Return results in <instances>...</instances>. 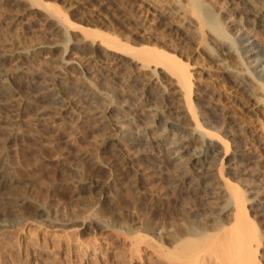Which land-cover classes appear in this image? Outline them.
I'll return each instance as SVG.
<instances>
[{
    "label": "rangeland",
    "instance_id": "obj_1",
    "mask_svg": "<svg viewBox=\"0 0 264 264\" xmlns=\"http://www.w3.org/2000/svg\"><path fill=\"white\" fill-rule=\"evenodd\" d=\"M39 1L53 9H73L76 13L72 17L74 24L84 27L82 31L86 33L93 27L92 31L95 29L97 34L96 39L95 36H92L93 40L87 39L85 32L80 30V33L78 29L70 33L68 40L60 33L55 19H48L51 16L49 12L37 11L26 0H0V52L22 53H19L22 57L17 58L21 62L15 63L22 65V70L15 68L11 86L4 87L8 92H12V88L18 92L13 102L16 115L12 116L0 103V178L12 177L20 181L25 198H30L28 207H18L19 212L6 218L8 231L0 234V264H149L150 252L145 251L139 255L141 260L137 258L139 263L128 261L122 242L128 229L131 227L133 232H143L142 226L148 225L151 231L143 228L148 237H152L149 235L151 232L163 231L165 226L171 230L175 223L182 224L176 207L177 198L187 199L182 200L188 203L193 201L198 209L203 204L206 208L214 199L200 192L199 186H205L202 182L206 181L214 186L219 179L213 176L215 171L205 173L195 162L188 164L187 161L179 163L173 160L175 155L168 148L169 139L183 134L193 146L198 147L201 142L195 133L190 135V122L180 113L182 102L177 99L179 96L171 80L163 75L156 76L150 70L139 69L137 63L131 62L132 56L129 59L104 51L99 46L103 35L100 33L109 31L108 19L98 16L88 0ZM131 1L134 3L132 6L147 9L141 1ZM203 1L226 18L225 25L229 31L233 32L238 27L255 33L251 24L254 18L244 13L245 6L239 0ZM156 14L150 9L141 16L146 23ZM175 19L178 18H173L174 24ZM113 21L117 23V20ZM149 23L153 25L155 22ZM170 28L174 31L171 29V36L177 39L179 34L173 25ZM258 37L256 35L264 47V39ZM65 39L69 41L67 46ZM64 44L66 55L63 54ZM189 57L193 65L198 63L194 65L197 70L204 66L203 75H194L193 102L206 105L203 110L207 117L241 127L240 134L245 143L242 150L246 151V157L254 160L248 169L244 160L240 164H226L223 168L226 177L236 180L242 184L241 187L246 185L244 188L247 187L252 197L259 191L258 198L264 199V124L258 123L261 120L255 117L246 119L233 104L234 89L219 80L225 73L219 63L208 57L205 59L198 52L195 57ZM62 59L70 61V66L61 64ZM76 63L88 72L81 74ZM44 86L49 89L55 87V90L43 94ZM55 93H58L57 99L63 100H52ZM202 99H206V103ZM90 105L98 108L93 110L95 107ZM151 108L156 110L160 120H169L181 127L165 124L166 136L161 131L163 129H147L145 123L153 125L148 112ZM139 128L146 130L148 136L136 140L137 133L141 132ZM196 176H201V181L196 182ZM218 192L214 195L215 204L221 201L218 197L222 194ZM4 197L1 191L0 199ZM18 201L16 203L20 205ZM205 201L210 202L205 204ZM261 203L259 208H264V200ZM213 206L217 210L219 205ZM259 208L252 210L248 207L247 213L258 225L264 226L260 222L262 217L258 215ZM66 243L69 244L67 247Z\"/></svg>",
    "mask_w": 264,
    "mask_h": 264
},
{
    "label": "bare ground",
    "instance_id": "obj_2",
    "mask_svg": "<svg viewBox=\"0 0 264 264\" xmlns=\"http://www.w3.org/2000/svg\"><path fill=\"white\" fill-rule=\"evenodd\" d=\"M26 1L39 12H49L51 16L49 17L48 14V18L46 13V17L49 20L51 17H53L51 19H55L56 22H54L57 24V28L61 30L60 33L64 35V38H68V40L70 33H73L78 29V32H80V30L82 31L84 28L78 27L74 24L72 17H74V14L76 13L73 12V9L70 11H66L63 7H54L55 9H53V7H50V5H47L46 3H43L39 0ZM140 1L142 4L144 3L147 9H139L138 7H134V5L132 6L131 3L133 2L131 0H88V3H91L92 6L97 10L98 16L101 15L108 19L107 23L110 26V29L108 28L109 31L106 33L99 32L100 34H103L99 46L103 48L104 51L111 52L119 57H129V59L133 57L135 61L133 59L131 62L137 63L139 65V69L141 68L150 70V72L155 73L156 76H158V74L163 75L172 81L179 96L177 99H180L182 102V109L181 111L179 109L178 110L180 111L181 115L187 118L186 120H189L190 122V135L195 133L199 136V140L201 142V144H198L199 146L196 147L193 146L192 142L188 141L189 138L184 137L183 134L181 136L179 135L180 137H174L172 135L174 138L169 139L171 142L167 140L170 142L167 143L170 145L168 148L170 147L171 152L175 155L174 159H172L179 161V163L183 161H187L188 164L190 161L195 162L205 173H207L208 170H212L213 172L215 171L213 176L215 179H219L217 180L219 183L217 182L216 185L213 186L212 183L210 184V182L206 181L202 182V185L205 183V186H199L198 184L197 186L200 187V192L202 191L206 196H212V199L214 200L216 196L215 192L219 191L218 193L222 195H220V198L218 197V199H221L220 203L218 202L215 204L214 200L213 202L209 201L210 203L207 201L209 205H206L207 207L205 208L203 204L204 209L201 205H199L202 207H200L201 209L196 208L197 205L195 206L196 203L194 204L193 201V205H191V201H189V204L187 201H184L187 199L182 198L184 199L182 200L177 198L178 205L176 207L181 215L179 218H182V221H179L183 223H175L172 225L171 230H167L169 226L168 228L165 226L166 229L162 228L163 231L160 230L158 233L154 232L155 234L151 232L149 235H153L152 237H148V234L146 233L147 231H145L148 229V225L147 227L143 225L146 229H144L142 226V231L146 234H143V232H138V230L136 232L134 230L133 232L131 231L130 227L128 231L126 230L127 236L123 238L122 241L124 244V251L129 258L128 261L131 263L138 262L139 260L137 261V258L140 259L139 255L141 253L143 254V251H145L150 252L148 253L151 256H149V264H264V226L258 225L259 223H256V221L253 220L254 217L251 218L247 213L248 207L254 210V207L259 208V206H262L261 202H263L264 199L258 198L260 196L259 191L255 192V196L253 195L252 197L247 192V187L244 188V186H246L244 185L245 183L243 184L244 186L241 187L242 184H239L236 182V180L227 178L225 171H223V168H225L226 164L229 166L232 163L238 164L239 162L240 164V162L244 160L247 162V164H245L246 168L249 164H252L254 160H251L252 157H246V151L242 150V144L245 143H243L244 138L242 140V134H240L242 131L241 127L238 128V126L232 125L233 123H221L215 119H211L212 117H207L205 111L203 110V108L206 109V105L197 104L195 103L196 101L193 102L192 89L194 75H203L204 73L202 67L204 66L201 68L199 67L200 69L197 70L195 67L198 63L195 62L196 64L194 63V65L196 66L194 67L192 64L193 62L191 63V58L189 57H195V54L198 52L199 54L203 55L205 59L210 58L219 63L221 69L225 71L224 76L222 75L221 79L219 80H221V82H226L230 85V88L234 89L235 96L233 98L235 100L232 101L233 104H235V106L242 112L243 116L245 115L246 119L251 117L253 119V117H255V119L258 118L261 120L258 123L264 124V47H262L261 43L258 42L256 38L257 35L259 36L258 38L264 39V0H239L245 6L243 7L244 13L254 18L253 22L251 23L254 27V34H251L248 31H242V29L238 27L233 32H231V30L229 31L225 25L226 18L222 16V14H217L214 11L213 6L207 4L206 2V4H204L203 0H139V2ZM148 9H153L154 13L157 14L154 19H149L146 23H144L143 16L141 15L147 13L149 11ZM175 17L178 18V20L175 19L176 21L174 24L173 18ZM134 19L136 21H134ZM113 20H117V23ZM150 21L155 23L151 25L149 23ZM148 23L150 25H148ZM244 23L248 24L245 21ZM171 25H173L174 30L179 34V38L177 37V39H173L171 36V32L173 31V29L170 28ZM92 29L90 30L89 28L87 33L85 30L82 31L86 34L83 36L87 39L95 36L97 32H95V29L92 31ZM88 35L91 37H88ZM66 39L65 42L67 46L69 41ZM94 39H96V36ZM132 48L134 50H132ZM65 49L66 48L64 44V50ZM19 53L21 52H14L10 54L0 52V103H3L5 110L12 114V116L16 115V105L14 106L13 102H15V97L18 95V92L15 91V88H12V92H8V88L5 89L4 87L6 85L11 86V75H13L15 68L22 70V65L15 64L18 59L22 57ZM66 53L67 51L65 50L63 54L66 55ZM194 59L197 60L196 58ZM18 62L20 63L21 61ZM69 62L70 61H65V59L60 61L61 64H66L67 66H70L68 65ZM76 67L83 75L88 72L83 69L79 63H76ZM51 86L56 85L52 84ZM42 88L43 94H46V92H52L55 87L49 89L48 87L44 86ZM57 94L58 93L53 94L56 97L52 100L62 101L63 99H57L59 98L57 97ZM202 100L206 103V99ZM6 102L10 103L4 105ZM91 107H95L93 110H96L97 106L92 105ZM213 110H215V108ZM150 111L148 110L150 113L149 115H151L150 117L152 119L151 122H153V125H148L145 123V126L148 127H145V129H163L161 131L165 132L166 136L168 130L166 127H164L165 124H170V127L180 126L178 123L177 124L179 126L170 123L171 121L168 122L169 120H160L156 110L152 109ZM235 114L237 115L236 112ZM257 120L255 121L257 122ZM213 123H216L217 125L214 126L212 125ZM261 128H263V126ZM140 131L141 132L137 133L136 135V140H138V138L148 136L147 131L143 128L142 130L140 129ZM165 147L167 148V146ZM231 147H233L234 150L231 151ZM242 165L244 166V163ZM251 169L252 168H250V170ZM191 170L192 169H190V171ZM6 178L7 179L0 178V192L3 191L5 195L4 198L0 199V234L8 231V226L5 223L6 218L11 214L19 212L17 208L21 206H27L28 199L30 200V198H25L24 187L20 185V181L12 177ZM201 179V176H196L194 180L197 182L201 181ZM33 196L34 194L32 195V199ZM16 200H19L18 202L21 204L18 205ZM198 203L199 202H197V204ZM208 203L205 201V204ZM213 204L219 205L217 210L215 209L216 206L214 207ZM254 204L256 206H254ZM258 210V215L262 217V221L260 222L264 223V208L262 207ZM140 219L138 220L140 221ZM148 231L151 230L148 229ZM65 239H67V237ZM68 245L66 243V247ZM75 246H77V244Z\"/></svg>",
    "mask_w": 264,
    "mask_h": 264
}]
</instances>
